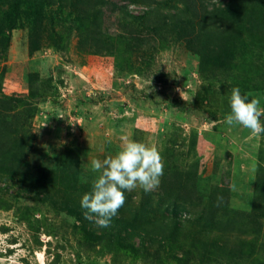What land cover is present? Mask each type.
Returning a JSON list of instances; mask_svg holds the SVG:
<instances>
[{"label": "trees", "instance_id": "trees-1", "mask_svg": "<svg viewBox=\"0 0 264 264\" xmlns=\"http://www.w3.org/2000/svg\"><path fill=\"white\" fill-rule=\"evenodd\" d=\"M111 22L117 34H110ZM14 31L27 32L29 55L47 46L60 50L65 38L76 35L80 54L115 53L135 72L150 66L152 57L171 41L181 42L198 56L206 96L200 91L195 101L208 103V84L239 87L241 94L253 84L250 72L235 68L237 63L243 67L251 60L260 62L253 45L264 50V0H0L1 57ZM238 74L241 78L234 86ZM4 76L2 70L0 194L10 193L13 202L0 197V211H10L20 200L30 201L17 211L35 233L46 219L44 209L70 217L79 245L114 254L113 264L127 259L130 264H264V144L257 154L247 223L230 213L227 193L216 185L203 194L198 162L178 163L169 146L162 151L164 174L157 194L142 192L135 200V195L124 192L125 203L110 227L100 228L95 214L85 218L86 210L80 206L82 195L93 184L80 183L77 141L53 170L27 160L35 140L33 120L46 98L40 75H27V91L22 95L4 91Z\"/></svg>", "mask_w": 264, "mask_h": 264}, {"label": "rangeland", "instance_id": "rangeland-1", "mask_svg": "<svg viewBox=\"0 0 264 264\" xmlns=\"http://www.w3.org/2000/svg\"><path fill=\"white\" fill-rule=\"evenodd\" d=\"M109 28L111 35L118 33L114 22ZM243 34L247 39V32ZM27 40L26 31H14L7 52L0 56L7 94H24L30 73H38L45 88L46 98L40 101L33 120L35 140L27 160H37V167L41 163L53 170L63 152L77 141L80 183L93 184L100 173L92 170L91 161L115 155L124 137L156 144L161 155L165 147L172 146L169 154L178 163L198 162L203 194L216 185L227 193L230 213L247 223L263 134L255 137L242 126L223 122L230 113L229 86L208 84L211 101H195L200 91L206 96V90L198 72V56L183 43L171 41L152 57L150 66L135 72L115 53L80 54L76 35L65 38L60 50L47 46L33 55L28 54ZM253 50L261 56L260 62L251 60L243 67L237 63L235 70L250 72L253 84L242 95L259 98L264 107V50L254 45ZM118 51L123 52L122 48ZM138 54L142 59L143 54ZM239 78L240 74L234 86ZM125 192L138 200L145 191L137 187ZM157 192L158 188L146 193L155 196ZM9 194L0 197L12 203ZM28 204L31 202L20 200L10 211H0V264H113L114 254L97 251L99 247L87 251L79 245L70 217L44 209L46 219L39 231H31L17 211ZM2 228L8 231L2 232ZM121 264H130V259Z\"/></svg>", "mask_w": 264, "mask_h": 264}, {"label": "clouds", "instance_id": "clouds-1", "mask_svg": "<svg viewBox=\"0 0 264 264\" xmlns=\"http://www.w3.org/2000/svg\"><path fill=\"white\" fill-rule=\"evenodd\" d=\"M230 113L224 117L228 126H242L250 130L252 136L264 134V107L259 98L242 95L239 87L231 89ZM92 170L99 172L92 189L82 195L80 206L85 209V218L95 214V223L100 228H108L112 219L125 203V191L137 187L145 192L157 189L164 174V161L156 144L137 142L123 138L121 149L102 161L93 159Z\"/></svg>", "mask_w": 264, "mask_h": 264}]
</instances>
